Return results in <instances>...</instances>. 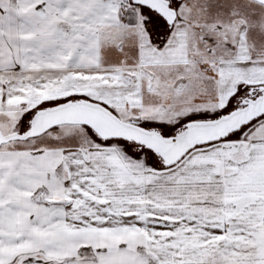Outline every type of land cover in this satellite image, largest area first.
<instances>
[{
	"label": "snow or ice",
	"instance_id": "obj_1",
	"mask_svg": "<svg viewBox=\"0 0 264 264\" xmlns=\"http://www.w3.org/2000/svg\"><path fill=\"white\" fill-rule=\"evenodd\" d=\"M0 264H264V0H0Z\"/></svg>",
	"mask_w": 264,
	"mask_h": 264
}]
</instances>
